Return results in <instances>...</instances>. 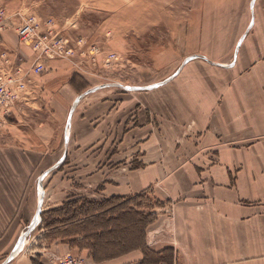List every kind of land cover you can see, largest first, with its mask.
<instances>
[{
    "label": "rangeland",
    "instance_id": "obj_1",
    "mask_svg": "<svg viewBox=\"0 0 264 264\" xmlns=\"http://www.w3.org/2000/svg\"><path fill=\"white\" fill-rule=\"evenodd\" d=\"M251 1L0 0V3L8 13L14 14L15 22L18 21L17 17L27 15L36 16L40 21L51 19L54 29L70 40L75 50L72 59H45L43 62L47 71L51 69L50 63L63 61L75 72L73 81L82 87L88 86L87 90L107 83L131 87L155 84L143 90H124L119 87H102L101 90H96L101 93H98L99 96L103 95V89H115L120 93L133 95L144 106L147 105V109H152L154 146L158 145L166 152L163 158L170 168L184 165L193 167L198 173V167L206 172L207 165H219L222 172L215 174L216 179L210 173L202 174L203 177H208V181L210 178L218 183L211 182L213 190L210 193L218 197V201L225 205L223 207H229V198L233 197L235 222H238L237 215L243 216L252 211L264 212V135L252 136V130L257 131L259 127L256 120L250 124L242 123L243 79L239 52L236 66H233L236 46L252 20L254 9L258 10L264 4V0H254L251 11ZM81 38L89 45L77 47L76 41ZM91 45L95 46V52H91ZM185 59L188 61L183 64ZM32 61L31 55L23 64L28 66ZM184 65L189 68L178 78L176 74ZM171 77L173 78L170 79ZM232 87L234 100L230 101L233 106L226 108L221 101L232 99ZM244 94L243 98L258 99L257 92ZM254 111L257 112L255 109ZM12 120L3 124L0 135L7 131ZM66 123H61L62 132L59 133L63 134L64 142L68 140L70 129L69 123L66 130ZM249 131L251 136L248 139L245 134ZM107 145L109 150L112 140H108ZM8 146L18 145L16 141H0V154ZM19 146L21 151L29 152L27 143ZM95 147L94 151H99L98 146ZM85 154L81 152L76 158L83 159ZM63 156L64 154L42 155L41 167L44 169L56 160L58 164ZM89 161L92 167H97L101 162L104 165L117 164L111 161L109 163L103 151L91 155ZM140 165L142 164L137 166ZM225 166L228 171L224 169ZM53 170L43 176V187L39 182L36 183L38 170L35 173L26 170L25 176L29 179L27 188L18 190L23 195L26 192V197L30 196L32 203L20 206L19 215L25 212L21 222L24 224L23 232L34 219L39 206V216L40 213H43L41 217L51 216L45 213L64 196L65 190L61 189L59 182L51 187L50 175ZM56 175L53 174L54 180ZM222 175L227 176L226 180L220 178ZM9 177L14 178L13 175ZM3 178L4 173L0 172V196L7 197L10 202L14 191L10 187V194L6 192L4 184H1ZM195 179L197 186L205 182L199 177ZM142 197V200L131 202L130 205L142 206L143 214L154 217L156 212L153 209L160 200L152 191ZM41 198L44 201L40 203ZM197 202L202 210H214V204L207 207L203 200ZM4 206V202H0V221L3 219ZM57 208L60 207L55 209ZM38 218L34 232L26 237L19 251L29 250L30 246L38 244L34 237L38 233L36 225L41 223L40 217ZM41 225L42 223L38 227ZM260 227L259 233L254 235L235 236L232 241L234 249L241 247V241L250 243L251 239H256L264 247L262 223ZM7 255H0L3 256L0 261H5Z\"/></svg>",
    "mask_w": 264,
    "mask_h": 264
},
{
    "label": "crops",
    "instance_id": "obj_2",
    "mask_svg": "<svg viewBox=\"0 0 264 264\" xmlns=\"http://www.w3.org/2000/svg\"><path fill=\"white\" fill-rule=\"evenodd\" d=\"M0 46L21 50L12 29L3 32ZM22 51L28 60L30 51L25 48ZM238 52L241 54L240 59ZM237 59L242 67L243 79L242 123L257 121L259 127L257 131L252 130V136H261L264 135V4L258 10L254 9L252 20L241 38L237 56L235 51L234 67ZM50 64L51 69L39 79L42 84L40 97L17 113L7 131L0 135L1 142L16 141L18 145L5 147L0 154V172L4 173L1 184H4L8 194L10 187L14 191L10 202L7 197L0 196V202L6 205L0 221V255H9L23 232L24 224L21 222L25 212L19 215L21 204L32 203L30 196L26 197V192L23 195L18 190L27 188L29 179H26V170L34 173L38 170V183L42 173L54 169L52 173L57 174V177L54 180L51 173V187L59 182L65 192L59 203L49 210L61 207L74 198L98 201L112 196H135L151 191L157 195L160 201L153 209L156 212L155 218L148 225L144 237L147 258L144 259L145 254L139 248L123 255L95 260L87 248H82L83 245L81 247L69 242L71 239H81V235L58 237L54 233L59 231L65 234L72 229L74 222L68 221V216L60 215V221H67L46 228L43 224L38 227L43 215L40 213V224L36 225L38 233L34 235L38 244L30 246L29 250L18 251L9 261H0V264H50L55 257L67 253L80 256L84 264H264V247L256 239H251L250 243L241 241L239 249H234L232 244L235 236L259 233L260 224L264 226V212L252 211L243 216L237 215L239 221L235 222L233 197L229 198V207H223L225 205L218 201V197L210 193L213 190L211 182L218 184L216 180L209 178L208 181V177H203L205 171H201L200 167L198 173L193 167L184 165L170 168L164 162L166 152L158 145L154 146L152 109H147V105L144 106L137 97L115 89H103L104 93L100 96L99 90H96L97 93L92 91L85 94L72 112L68 140L64 142L63 134H59L62 132L61 123L67 122L74 99L85 92L88 86L82 87L73 81L75 72L63 61ZM186 66L181 67L176 75L178 78L189 68ZM230 92L232 99L221 101L226 108L233 106L230 100H234V87ZM245 92H257L258 99L243 98ZM245 136L249 139L250 131ZM108 140H112L109 150ZM22 143L28 144V153L21 151L19 145ZM95 146H98V152L94 151ZM101 151L109 163L117 164L104 165L101 162L97 167H92L90 156ZM81 152L86 153L85 158L77 159L76 156ZM47 154H64L65 159L58 165L56 160L43 169L42 155ZM140 163L142 165L137 166ZM224 169L227 170V166ZM221 172L217 164L206 166L205 173H210L212 178L216 179L215 174ZM9 175L14 178L10 179ZM198 177L205 181V186L195 185V178ZM226 177L220 176L222 180H226ZM42 184L41 181L40 186L43 187ZM201 200L207 207L214 204L216 208L203 211L197 202Z\"/></svg>",
    "mask_w": 264,
    "mask_h": 264
},
{
    "label": "built area",
    "instance_id": "obj_3",
    "mask_svg": "<svg viewBox=\"0 0 264 264\" xmlns=\"http://www.w3.org/2000/svg\"><path fill=\"white\" fill-rule=\"evenodd\" d=\"M13 16L0 3V37L2 32L12 29L21 48H0V128L40 97L42 84L39 79L47 71L43 60L61 58L70 61L75 51L70 40L54 29L51 19L40 21L36 16L27 15L17 17L15 22ZM84 44L88 43L82 38L76 41L77 47ZM22 48L28 49L33 57L28 66L23 64L27 56ZM89 48L91 52L96 49L94 45ZM50 264L84 262L80 256L67 253L55 257Z\"/></svg>",
    "mask_w": 264,
    "mask_h": 264
},
{
    "label": "trees",
    "instance_id": "obj_4",
    "mask_svg": "<svg viewBox=\"0 0 264 264\" xmlns=\"http://www.w3.org/2000/svg\"><path fill=\"white\" fill-rule=\"evenodd\" d=\"M143 195L112 196L98 201L74 198L60 208L47 211L45 214L51 216L42 217L41 223L51 228L67 221H60V215L68 216V221L74 222L72 229L65 234L59 231L54 233L58 237L81 235V239H71L69 242L83 245L82 248H87L95 260L123 255L139 248L143 250L146 260L145 231L155 216L143 214L142 206L130 205L142 200Z\"/></svg>",
    "mask_w": 264,
    "mask_h": 264
},
{
    "label": "water",
    "instance_id": "obj_5",
    "mask_svg": "<svg viewBox=\"0 0 264 264\" xmlns=\"http://www.w3.org/2000/svg\"><path fill=\"white\" fill-rule=\"evenodd\" d=\"M253 3H254V0L251 1L250 3V6H251V11H253ZM240 42L241 40L238 42L237 46H236V49L235 51L237 52L238 50V47L240 45ZM203 57V56H202ZM189 59V58H188ZM188 59H185L183 61V64L186 63L188 61ZM207 61V59H205ZM209 63H212L210 61H208ZM177 75V74H176ZM173 77H171L170 79H172ZM155 85V84H154ZM153 84L152 85H149V86H145V87H131V86H123L121 84H117V83H107V84H102V85H99V86H95V87H92L88 90H86L85 92H83L82 94L78 95V97L74 100L72 106H71V109H70V112H69V115H68V118H67V127H66V130L68 129L69 127V123H70V119H71V115H72V112L75 108V106L77 105L78 101L87 93H90L96 89H99V88H102V87H119L121 89H124V90H143V89H149L151 87L154 86ZM64 159V156L62 157V160L58 163L60 164ZM57 164V165H58ZM57 165L54 166V168L57 167ZM48 172V171H47ZM43 173L42 176L40 177L39 179V184L41 185V181L43 179V176L47 173ZM42 201V198L40 199V203ZM39 212H40V206L38 207L37 209V212L34 216V219L32 220V222L30 223V225L27 227V229L22 233L21 236H19V238L17 239L15 245H14V248L12 249V251L9 253L8 257L6 258V260L4 261V263H6L7 261H9L15 254L18 253L19 249L21 248V245L22 243L24 242V240L26 239V237L32 232L33 228L35 227V223H37V218L39 217ZM39 219V218H38ZM3 263V264H4Z\"/></svg>",
    "mask_w": 264,
    "mask_h": 264
}]
</instances>
